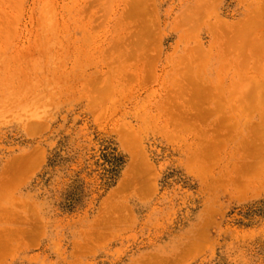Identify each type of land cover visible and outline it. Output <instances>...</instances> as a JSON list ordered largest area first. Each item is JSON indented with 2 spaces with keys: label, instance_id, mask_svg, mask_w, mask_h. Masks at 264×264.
I'll return each instance as SVG.
<instances>
[{
  "label": "rangeland",
  "instance_id": "obj_1",
  "mask_svg": "<svg viewBox=\"0 0 264 264\" xmlns=\"http://www.w3.org/2000/svg\"><path fill=\"white\" fill-rule=\"evenodd\" d=\"M259 66L264 0H0V264H264Z\"/></svg>",
  "mask_w": 264,
  "mask_h": 264
},
{
  "label": "bare ground",
  "instance_id": "obj_2",
  "mask_svg": "<svg viewBox=\"0 0 264 264\" xmlns=\"http://www.w3.org/2000/svg\"><path fill=\"white\" fill-rule=\"evenodd\" d=\"M249 25H250V23H248V22H245L244 23V25L240 28V30H238L239 32H241V31H243V30H246V31H249ZM240 34V33H239ZM238 34V35H239ZM248 54L249 53H247V52H243L242 54H241V56H242V58L243 59H246V57H248ZM245 65V62H243V66ZM244 68L245 69H247V66H244ZM259 75L256 77V78H254V79H252V78H249V77H246V75L243 73V75H244V77H246V78H248V79H252L253 81L251 82V84H253L254 85V87H252L251 88V92H252V94L251 95H253V92L255 93L258 89H260V88H262V87H264V67H260L259 66ZM249 82H250V80H249ZM196 91V90H195ZM261 114H263V112L261 111ZM258 129L259 128H264V115L262 116V118H260L259 119V122H258V124H257V126H256ZM262 135H263V133H262ZM247 154H249V155H256V158L258 159V160H261V161H263L264 160V143H259V144H256V145H253V144H249V147L247 148ZM253 157V156H252ZM253 160H256V159H253ZM255 162V161H254ZM253 162V163H254ZM263 163V162H262ZM250 164H252V163H249V164H246V165H244V168L245 169H249V170H251L252 168H251V165ZM263 165V164H262ZM253 166H254V164H253ZM258 166V165H257ZM264 166V165H263ZM256 167V166H255ZM255 167H254V169H252V170H254L256 173H258V171L260 170V169H255ZM261 168H263V167H261ZM251 172V171H250ZM259 174L261 175V176H264V169H261L260 171H259ZM256 175H258V174H256ZM255 182H256V180H254ZM244 183H246L247 185H251L252 184V181H251V179L249 178L248 180H246Z\"/></svg>",
  "mask_w": 264,
  "mask_h": 264
}]
</instances>
